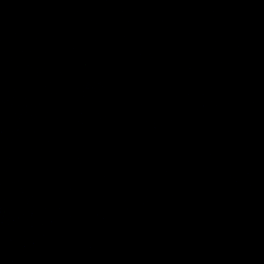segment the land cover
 Instances as JSON below:
<instances>
[{"label":"water","instance_id":"1","mask_svg":"<svg viewBox=\"0 0 264 264\" xmlns=\"http://www.w3.org/2000/svg\"><path fill=\"white\" fill-rule=\"evenodd\" d=\"M0 264H264V0H0Z\"/></svg>","mask_w":264,"mask_h":264}]
</instances>
